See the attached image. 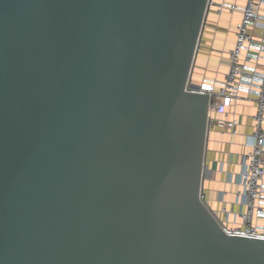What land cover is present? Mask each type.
<instances>
[{
	"label": "water",
	"instance_id": "95a60500",
	"mask_svg": "<svg viewBox=\"0 0 264 264\" xmlns=\"http://www.w3.org/2000/svg\"><path fill=\"white\" fill-rule=\"evenodd\" d=\"M211 0H0V264H264L200 200Z\"/></svg>",
	"mask_w": 264,
	"mask_h": 264
},
{
	"label": "built area",
	"instance_id": "2783aa9c",
	"mask_svg": "<svg viewBox=\"0 0 264 264\" xmlns=\"http://www.w3.org/2000/svg\"><path fill=\"white\" fill-rule=\"evenodd\" d=\"M243 1H210L209 16L212 10L217 16L241 13L235 23V43L227 53L228 69L222 79L217 74L218 78L204 75L198 80L193 70L187 90L210 94L206 155L212 132L238 135L242 123L238 107L244 101L254 106L252 131L244 136V149L239 152L240 170L226 171V183L240 187L235 200H227V192L221 190L220 205L215 206L204 181L200 200L226 235L264 239V36L256 34L260 29L264 35V0Z\"/></svg>",
	"mask_w": 264,
	"mask_h": 264
},
{
	"label": "crops",
	"instance_id": "0c3cea01",
	"mask_svg": "<svg viewBox=\"0 0 264 264\" xmlns=\"http://www.w3.org/2000/svg\"><path fill=\"white\" fill-rule=\"evenodd\" d=\"M239 1L243 4V0H227ZM264 14V7L262 8ZM241 17V13L237 11L233 15L226 11L222 16H217L214 11V16L208 18V23L203 32V39L201 41V51H204L205 57L199 60L197 56L194 65L195 72L199 70L198 80L202 79L204 75L222 79L228 69V51L235 43V23ZM256 34L258 38H263L260 29H257ZM213 61V63H212ZM201 66V68L198 67ZM218 74V76H217ZM254 106L249 102H242L238 107L242 123L239 126V134L232 136L223 132L215 131L210 135L209 150L206 155V171L204 178V185L207 189V195L215 206L219 207L220 203L217 201L220 191L227 192V200L234 201L236 193L240 187L238 184H227L226 171L239 172V152H242L244 146V136L246 133L252 131V114ZM231 142V144L229 143Z\"/></svg>",
	"mask_w": 264,
	"mask_h": 264
},
{
	"label": "rangeland",
	"instance_id": "374dc122",
	"mask_svg": "<svg viewBox=\"0 0 264 264\" xmlns=\"http://www.w3.org/2000/svg\"><path fill=\"white\" fill-rule=\"evenodd\" d=\"M211 15L214 16V10L211 11ZM203 57H205V53H204V51H201L200 54H199V60H202ZM212 63H213V61H212ZM198 67L201 68L200 65H198ZM198 76H199V70H197V71L195 72V78H196V79L198 78Z\"/></svg>",
	"mask_w": 264,
	"mask_h": 264
},
{
	"label": "trees",
	"instance_id": "16d2710c",
	"mask_svg": "<svg viewBox=\"0 0 264 264\" xmlns=\"http://www.w3.org/2000/svg\"><path fill=\"white\" fill-rule=\"evenodd\" d=\"M207 23H208V20H207Z\"/></svg>",
	"mask_w": 264,
	"mask_h": 264
}]
</instances>
